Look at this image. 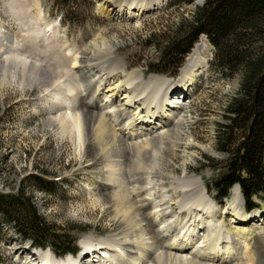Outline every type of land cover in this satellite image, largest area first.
Masks as SVG:
<instances>
[{
	"label": "rangeland",
	"instance_id": "1",
	"mask_svg": "<svg viewBox=\"0 0 264 264\" xmlns=\"http://www.w3.org/2000/svg\"><path fill=\"white\" fill-rule=\"evenodd\" d=\"M108 1L111 0H0V59H14L26 67L23 72L17 69L15 78L7 74L3 78L0 74V193L16 195L22 192L19 205L23 207L11 209L10 214L15 215L16 210L23 214L29 202L48 225L46 236L50 238L57 233L60 240L66 242L73 235L74 254H77L72 256L83 259L88 253L84 251L82 240L99 239L119 228L113 221V212L107 209L106 200L112 195L108 186L112 184L104 172L105 162L94 158L95 147H81L71 137V131H61L46 121L49 116H65L64 113L72 112L73 107L83 106L81 84L71 69V57L87 42L101 36L111 41L112 49L108 51L124 64L122 73L139 71L141 81L151 75L177 79L188 55L186 58L184 55L176 67L175 57L157 63L159 53L153 44L159 42L162 35L171 34L181 20L188 19L202 0H160L157 9L146 12L139 19L125 20L110 19L100 9ZM112 1L116 5H127L142 0ZM61 8L67 11L69 24L59 19ZM46 25L49 30L43 31ZM203 39L208 41L200 34L193 45ZM10 40L14 46L8 44ZM208 43L212 55L207 70L195 78L189 87L191 92L188 90L182 98L174 137L166 144V153L155 159L164 174L161 176L157 169L150 176L155 182L162 179L164 187L169 186L171 176L191 173L201 176L216 206L217 221L224 226L223 231L226 229L230 235L244 240L250 248V260L243 264H264V192L253 197L256 207L248 212L239 194L237 202L245 211L243 214L249 219L253 214L260 216L250 221L230 214L235 203L232 190L229 189L227 198L215 196L213 181L226 158L225 152L218 149L216 134L226 122L224 106L238 88L239 73L220 72L213 60V46ZM68 52L71 53L65 55ZM148 64L153 71L147 70ZM30 66L43 69L50 78L35 80L28 70ZM122 73L116 71L114 79L123 80ZM28 76L33 87H29ZM137 81L127 82L138 86ZM73 83L75 89L72 91ZM102 99L100 97V101ZM66 122L70 126L73 119L66 118ZM32 174L53 182L41 187L29 177ZM21 212L18 213L21 215ZM93 243L96 249L98 244ZM34 249L15 230L13 222L0 214V264H42L32 256ZM41 251L52 253L46 245ZM98 264L103 262L100 260Z\"/></svg>",
	"mask_w": 264,
	"mask_h": 264
},
{
	"label": "bare ground",
	"instance_id": "2",
	"mask_svg": "<svg viewBox=\"0 0 264 264\" xmlns=\"http://www.w3.org/2000/svg\"><path fill=\"white\" fill-rule=\"evenodd\" d=\"M159 5L160 0L127 5H116L111 0L100 9L110 19L125 20L139 19ZM201 41L185 57L177 79L151 75L141 81L139 71L122 73L124 64L108 51L112 49L111 41L101 36L72 55L71 69L81 84L83 106L73 107L72 112L64 113L65 116H49L46 121L61 131H71V137L81 147H95L94 158L105 162L104 172L112 184L108 186L112 195L107 198L106 205L113 212V221L119 230L99 239L89 237L81 241L87 255L91 254L90 262L81 256L66 254L64 258H56L49 251L37 248L32 253L35 259H40L42 264H98L100 260L103 264L249 262L247 242L230 235L226 229L223 231L224 226L217 221L216 206L201 176L192 173L171 176L168 187L163 186L162 179L155 182L150 176L157 169L161 176L164 174L155 159L166 153V144L174 137L182 98L195 78L207 70L212 48L208 41ZM19 68L22 72L26 69L14 59H0L3 78L6 74L15 78ZM28 70L35 80L50 78L38 67L30 66ZM116 71H121L123 80L114 79ZM133 79L138 80V86L127 82ZM27 82L33 87L29 76ZM72 86L70 90L73 91L75 84ZM149 89L152 91L148 94ZM66 118L73 119V124L69 126ZM230 190L235 195L230 209L232 217L247 221L260 218L253 214L249 219L243 214L237 202L240 199L237 186L233 185ZM94 241L98 244L96 249H93Z\"/></svg>",
	"mask_w": 264,
	"mask_h": 264
},
{
	"label": "trees",
	"instance_id": "3",
	"mask_svg": "<svg viewBox=\"0 0 264 264\" xmlns=\"http://www.w3.org/2000/svg\"><path fill=\"white\" fill-rule=\"evenodd\" d=\"M59 14L64 22L70 23L64 8ZM200 34L213 46L218 70L239 73L238 88L224 106L226 122L216 134L218 149L225 152L226 158L213 181L215 196H226L236 183L249 210L255 206L252 197L264 192V0H202L188 19L181 20L171 34L162 35L153 44L159 53L157 63L175 57L174 64L178 66ZM147 70L153 71L149 64ZM29 177L44 188L52 183L41 175ZM22 198V192L0 193V214L13 222L15 230L31 246L46 245L56 255L73 252L74 236L66 242L57 233L48 238V225L29 202L23 214L19 210L10 214L11 209L23 207L19 205Z\"/></svg>",
	"mask_w": 264,
	"mask_h": 264
}]
</instances>
